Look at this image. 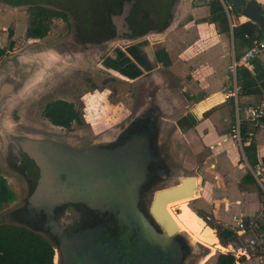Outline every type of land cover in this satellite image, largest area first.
<instances>
[{
    "label": "flooded vegetation",
    "instance_id": "1",
    "mask_svg": "<svg viewBox=\"0 0 264 264\" xmlns=\"http://www.w3.org/2000/svg\"><path fill=\"white\" fill-rule=\"evenodd\" d=\"M0 3L11 8L26 6L29 11L31 6L41 4L63 14L57 17L63 26L48 44L67 60L47 84L55 86L66 77L64 81L69 85L73 83V74L86 71L91 81L78 87L79 92L73 89V95L81 99L87 95H81L83 89L93 84L104 90L109 87L110 95L116 97L111 87L113 77L128 83L124 100L119 97L124 109L121 118L98 131L93 129L94 132L85 135L88 139L74 143L68 136L19 132L13 145L2 147L6 163L23 180L15 181L20 200L18 203L12 200L10 222L0 223L21 225L42 235L53 246V264H188L195 253L194 246L181 230L167 232L166 224L160 223L153 209L157 190L187 176V169L175 152L180 136L174 123L177 109L171 106L172 101L179 102L178 94L179 114L187 102V92L181 87L178 92V86L166 83L173 93L168 98L164 91L143 86L139 80L159 68L160 63V68L168 67L160 49L147 41L169 27L175 0H0ZM128 5L130 11L126 16ZM12 48L8 45L5 52ZM159 70L172 74L170 69ZM96 71L102 75L100 81L96 79ZM56 99L73 105L75 101L70 93L52 100ZM52 100L46 101L42 108L45 119L43 109ZM180 119L186 120L187 113ZM72 123L69 127L58 126L64 129L58 133H71L68 129ZM95 136L99 138L94 139ZM55 138L86 146V150L82 155L51 162L41 180L34 151Z\"/></svg>",
    "mask_w": 264,
    "mask_h": 264
},
{
    "label": "crops",
    "instance_id": "2",
    "mask_svg": "<svg viewBox=\"0 0 264 264\" xmlns=\"http://www.w3.org/2000/svg\"><path fill=\"white\" fill-rule=\"evenodd\" d=\"M220 1L228 7V11L224 8L229 24L228 33L219 32L217 24L208 19L207 1L175 0L169 27L155 33L147 41L149 44L155 43L162 58H168L167 68L156 67L149 73L151 85L164 91L168 98H172L173 93L170 87L164 85L166 83L178 86L177 91L181 87L187 92V102H182L184 109L179 114L177 111L181 101L178 94L179 102H171L173 109H177L174 123L180 136L175 152L179 161L184 163L187 176L196 175L197 191L190 205L186 203L187 199L183 202L186 208L194 213L200 210L202 214L210 215L212 224L223 227L241 215L255 217L259 226L264 228V188L251 171L255 165L249 163L243 151V145L253 141L256 165L264 170V116L259 123H243L241 137L243 131L245 140L242 137L239 147L229 136L235 104L232 97L223 99L227 91L225 88L236 83L239 86L236 104L240 109L264 100V62L259 59L243 60V53L249 44L244 39H235L232 34L234 26L246 21L255 22L248 19L241 8L234 7L229 1ZM255 1L264 14V0ZM232 61L236 63L234 72L228 70ZM239 65L252 79L249 92L240 89L243 82L240 77L245 73L237 72ZM159 69H170L172 74L167 75ZM181 69H187V76ZM186 113V120H178ZM221 213L233 215L231 219H226ZM199 222L208 225L201 217ZM214 234L216 237L210 234L208 239L201 233L192 236L214 250L221 246L216 231ZM212 255L209 254L208 258ZM250 260L255 259L244 260L241 264Z\"/></svg>",
    "mask_w": 264,
    "mask_h": 264
},
{
    "label": "rangeland",
    "instance_id": "3",
    "mask_svg": "<svg viewBox=\"0 0 264 264\" xmlns=\"http://www.w3.org/2000/svg\"><path fill=\"white\" fill-rule=\"evenodd\" d=\"M34 1L37 2L38 0H31L30 2ZM29 13L30 11L26 6L11 8L0 3V47L6 48L11 39L14 42L11 51H7L4 55H0V76H2L4 71L11 68L45 69V72L42 73V76L38 80L30 83L17 95L6 97L0 103V176L4 177L7 181L8 188L12 195V199L0 204V222L5 220V222H10L9 211L12 209L11 207H13L10 206L11 204L13 205L12 200L15 199L17 203L20 200V193L16 191L15 181L21 183L23 180L21 175H19L9 163H6V158L3 157L2 147H5V144L9 145V143L13 145L15 137L19 132L30 133L37 136H41L42 134L54 135V137L58 136L60 138H66V136H68L71 142H82L89 138L87 136L90 135L91 132H94L92 131L93 129L98 131L107 125H113L114 122L121 118L124 109L119 103V97L122 96L124 100L125 90L128 88V83L125 80L113 77L111 87L113 88L114 94L115 92L117 93L116 97H114L113 94L110 95L109 92L111 89L108 86V88L104 90L99 85L96 86L93 84L91 88L87 87L83 89L81 95L83 93L87 95L84 98L78 99V96L73 95V93L79 92L78 87H81L83 83L91 81L87 77V72L81 70H78V73L72 75L73 86H69L72 84L68 85L66 83L67 81H64L66 77L62 80L60 79L61 81L59 80L55 86V83H51V85H49V83L47 84L46 81L48 80L49 82L50 77L63 63L61 59L59 60L60 56L57 61L51 57V54L52 56L53 54L55 55L56 51L51 44H48L58 35L63 26V22L60 18H53L50 29L45 36L40 38H28L25 36V29L28 26ZM6 14H8V16ZM9 29L13 31L11 38L7 36ZM148 41L150 40L148 39ZM47 51H49V54L46 59L42 52L46 54ZM164 60H166L168 64V58L165 57ZM181 70H183L187 76V69ZM95 73L97 76L96 79L100 81L102 75L97 71ZM146 76H148V74L145 75V77ZM145 77H141V79H145ZM142 85L144 86V84ZM46 86L48 87L44 88ZM114 87H116L117 90H115ZM74 88L75 91L73 92ZM69 93L75 98L74 105L79 112L80 122L72 123V126L68 129L71 133L59 134L58 132L64 131V129L58 126L55 127V125H52L47 119L43 118L41 115L42 108L46 101L52 100L58 96H66ZM93 138L99 137L95 136ZM176 180L177 178L174 179L171 184L175 183ZM186 199V203L190 205L192 202L188 197L176 199L167 204V211L172 221L180 230L186 231V235L189 236L195 248V253L189 259L188 264H215L216 255L220 253L218 250L219 247L217 246L214 250H211L209 247L200 244V242L198 243V241L191 236L192 234L201 233L204 238L208 239L211 237L210 234L216 237L214 231L208 225L204 226L199 222L203 214L199 215V212L194 213L186 208L183 204ZM179 204L182 206V209H184L182 220L176 215L180 212ZM221 214L226 219H231L233 215V213L229 215L224 213ZM208 224L211 226L212 220ZM211 253H213V255L208 258ZM243 264H257V262L256 260H250Z\"/></svg>",
    "mask_w": 264,
    "mask_h": 264
},
{
    "label": "trees",
    "instance_id": "4",
    "mask_svg": "<svg viewBox=\"0 0 264 264\" xmlns=\"http://www.w3.org/2000/svg\"><path fill=\"white\" fill-rule=\"evenodd\" d=\"M31 1V0H16ZM228 2V0H224ZM209 6L208 19L217 24L221 33L229 32L228 19L224 7L220 0H207ZM63 16L60 12L41 5L31 6L28 26L25 29V36L28 38H40L45 36L53 18ZM232 34L235 39H244L248 44L253 38L263 37L258 24L250 21L243 22L232 28ZM13 31L9 29L7 36L11 38ZM14 42L9 41V48L13 47ZM5 48L0 47V55L4 54ZM237 72L244 71L245 68L237 67ZM239 75V74H238ZM243 82L240 85L242 92H249L248 87L252 79L246 73L240 77ZM43 115L50 123L56 126L69 127L73 121L80 122L79 112L74 108L72 103L62 99H56L49 102L43 109ZM243 140L245 136L242 131ZM243 151L249 161L254 166L257 164L255 156L254 142L243 145ZM12 199L11 192L8 188L7 181L0 176V204ZM180 205V204H179ZM181 212L176 215L179 219L183 218V209L180 205ZM199 215L202 211L197 210ZM216 234L221 243L228 240L231 232L220 224H213ZM180 230V228H179ZM54 249L51 243L42 235L29 230L26 227L13 223H0V264H53ZM215 264H235L234 257L230 254L218 253Z\"/></svg>",
    "mask_w": 264,
    "mask_h": 264
},
{
    "label": "water",
    "instance_id": "5",
    "mask_svg": "<svg viewBox=\"0 0 264 264\" xmlns=\"http://www.w3.org/2000/svg\"><path fill=\"white\" fill-rule=\"evenodd\" d=\"M234 7L242 9L243 14L248 18L253 20L258 24L259 29L264 37V14L261 11L260 5L255 0H228ZM126 16L129 14V5L126 8ZM142 38H139V40ZM56 53V52H55ZM44 57L47 59L49 51L44 54ZM51 54V53H50ZM51 57L54 60H58L59 55L51 54ZM65 62L64 57H59V60ZM49 60V59H48ZM47 61V60H46ZM16 63V62H14ZM47 65V63H46ZM162 63L159 64V67ZM15 66V65H14ZM157 69V68H156ZM45 72V69H7L0 76V103L3 99L8 96L17 95L19 92H22L30 83L38 80L42 73ZM150 73V72H149ZM143 77L140 82L146 87H152L151 85V75ZM66 140V139H64ZM62 139H49L42 144V147L36 149L35 159L38 164V173L39 178L42 180L47 174V168L51 162H57L63 157L70 155H82L86 150V146H75L67 141ZM147 143V140L145 141ZM148 149V144L146 145ZM150 157V153H149ZM151 159V157H150ZM197 191L196 175H188L184 177L177 178L176 182L172 185L159 189L155 192L153 209L157 219H159L161 224H166L167 232L177 231L178 228L170 218L168 212L166 211V204L169 201H173L180 198L190 197V199L195 195ZM166 221V223L164 222ZM182 231V230H181ZM185 235L186 232L182 231ZM187 238L192 243L188 235ZM199 243V242H198ZM201 244V243H200Z\"/></svg>",
    "mask_w": 264,
    "mask_h": 264
},
{
    "label": "built area",
    "instance_id": "6",
    "mask_svg": "<svg viewBox=\"0 0 264 264\" xmlns=\"http://www.w3.org/2000/svg\"><path fill=\"white\" fill-rule=\"evenodd\" d=\"M222 3L225 10L228 11V7L225 3L223 1ZM253 59H259L264 62L263 37L253 38L243 53V60L249 61ZM235 65V61H232V63L228 65V70L234 72ZM225 89L227 91L223 95V99L225 100L232 97L235 104L233 118L229 127V136L239 145V147H241L242 125L245 122L259 123L260 119L264 116V100L240 109L236 104L239 86L236 85V83H233L231 87H226ZM251 171L257 182L264 188V170L258 165H255L251 168ZM201 218L206 224L212 220L208 214H203ZM210 227L213 231H216L213 224H211ZM225 228L231 232V236L228 240L221 243V247L218 248L220 253L232 255L235 264H241L242 261L249 259L257 260L258 264H264V228L259 226L255 217L236 216L234 217L233 222Z\"/></svg>",
    "mask_w": 264,
    "mask_h": 264
},
{
    "label": "bare ground",
    "instance_id": "7",
    "mask_svg": "<svg viewBox=\"0 0 264 264\" xmlns=\"http://www.w3.org/2000/svg\"><path fill=\"white\" fill-rule=\"evenodd\" d=\"M174 201V200H173ZM169 202H171V201H169ZM168 202V203H169ZM167 203V204H168ZM167 204H166V206H165V208H166V211H167ZM168 212V211H167ZM169 214V213H168ZM169 216H170V214H169ZM170 218H171V216H170ZM175 224V223H174ZM176 225V224H175ZM177 226V225H176ZM177 228H178V230H179V227L177 226ZM186 232V231H185ZM188 233V232H187ZM189 235H191L190 233H188ZM192 236V235H191ZM193 237V236H192ZM194 238V237H193ZM195 239V238H194ZM196 240V239H195ZM199 242V241H198ZM221 247V246H220Z\"/></svg>",
    "mask_w": 264,
    "mask_h": 264
}]
</instances>
